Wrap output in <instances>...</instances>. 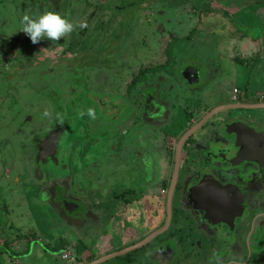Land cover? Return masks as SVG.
I'll list each match as a JSON object with an SVG mask.
<instances>
[{"label":"rangeland","instance_id":"rangeland-1","mask_svg":"<svg viewBox=\"0 0 264 264\" xmlns=\"http://www.w3.org/2000/svg\"><path fill=\"white\" fill-rule=\"evenodd\" d=\"M49 11L74 29L59 41L44 38L33 44L21 31V21ZM199 58L222 68L207 92L215 94L207 97L208 103L217 101L216 91L242 85L264 95V0H0V264H68L65 250L76 242L65 234L46 188L72 187L86 194L83 200H94L100 194L91 191L109 184L100 178L112 164L113 183L117 175L127 174L130 165L119 155L138 139L129 128L142 127L146 133L148 126L140 111V91L152 87L165 95L176 61ZM133 80L141 82L135 89ZM10 96L16 104L13 99L8 103ZM88 108L95 110L94 119L87 116ZM153 113L149 117L155 124L164 121ZM55 120L67 128L60 141L61 160L43 165L39 177L34 174V145ZM152 137L145 141L157 163L153 168L152 160L151 168L158 170L160 187L170 165L162 140L156 143ZM97 141L105 144L104 153ZM89 167L91 174L84 176ZM136 167L142 185L144 169ZM130 200L140 206L153 198L138 189ZM98 233H93L90 249H96L93 237ZM85 242L83 238L81 245ZM192 258L193 264H212L204 256ZM250 259L244 254L241 261L264 264V257Z\"/></svg>","mask_w":264,"mask_h":264},{"label":"flooded vegetation","instance_id":"flooded-vegetation-1","mask_svg":"<svg viewBox=\"0 0 264 264\" xmlns=\"http://www.w3.org/2000/svg\"><path fill=\"white\" fill-rule=\"evenodd\" d=\"M181 62L176 61V73L166 80L169 88L165 95L150 87L145 94L140 91L141 99L136 96L143 119L147 116L148 126L146 133L142 127L129 128L138 139L136 144L123 146L119 155L124 156L123 160L130 165L131 170L127 174L117 175L113 187H95L91 193L96 192L100 196L94 200H83L86 194L83 196L72 187L46 188V193L53 195L52 209L63 221L65 234L76 242L65 250L73 259L66 261L68 264H98L103 259L106 260L99 264H118L115 261L119 260H129L130 264H193V256H204L212 264H248L241 261L244 254L247 258L248 255L251 259L256 258L257 262L258 258L264 257V148L263 139L258 137L261 133L264 135V109H249V106L264 103V95L248 92V88L242 85L237 88L236 95L234 89L226 90V93L216 91L220 95L217 101L208 103L210 99L207 97L215 96L207 92L220 78L221 64L201 58ZM134 83L135 80L131 85ZM138 85L134 84L133 89ZM138 94L139 91L135 95ZM12 96L8 103L13 99L12 104H16V98ZM155 104V113L159 106L166 108L164 113L162 111L163 116H158L164 120L160 124H155L156 119L149 117L147 111L148 105L151 110ZM172 108L179 110L177 117L171 115ZM213 111L218 112L188 139L178 156L181 138ZM58 123L55 120L54 126L36 140L33 150L36 156L38 142L55 130ZM232 124L239 125L244 132L246 128L252 130L251 135L258 138L260 152L244 155L245 143L242 144L231 133ZM151 136L153 142L162 140L170 174L161 178L160 187L155 182L159 193L154 200L139 206L130 200V196L135 197L138 189L147 195L146 179L150 178L151 183V176L157 177L158 174L157 169L151 168L155 158L149 141H145ZM139 139L143 140L139 142ZM198 154L200 156H196ZM56 157L59 162L60 145ZM51 163L53 160L47 156L46 163L40 162V165ZM137 164L145 173L142 185L137 180L140 177ZM62 167L65 169L64 164ZM153 168H158L156 160ZM86 171L82 172L84 176L90 174ZM176 171L178 174L174 179ZM203 180L205 187L197 189ZM118 184L121 187H117ZM171 191L173 198L170 203ZM108 204L114 207L109 208ZM90 229L92 234H89ZM95 231L99 232L93 237L96 238V249H90ZM83 238L86 242L82 243V249ZM149 239L147 245L133 250ZM188 245L192 247L188 248ZM110 257L113 258L108 259Z\"/></svg>","mask_w":264,"mask_h":264},{"label":"water","instance_id":"water-1","mask_svg":"<svg viewBox=\"0 0 264 264\" xmlns=\"http://www.w3.org/2000/svg\"><path fill=\"white\" fill-rule=\"evenodd\" d=\"M186 72H187V70L183 73V75H185ZM153 107H156V104ZM147 108H148V110H147L148 113L152 114L153 110L152 111L149 110V105H148ZM161 108H162L161 106H159V108H158V112L157 113L159 115L162 112ZM249 109H255V110H259L260 109V110H263L264 109V103L256 104L254 106H249ZM216 112H218V111H213V113H211L210 115L206 116V118L203 119L201 121V123H199L197 126L193 127L191 130H189V132H187L181 138V140L179 142V152L180 153H178V156L181 155V151H182L185 143L188 141V139L192 135L197 133L202 128V126L204 124H206L213 116H215L217 114ZM157 113L154 112L153 114L157 115ZM154 117H156V116H154ZM230 128H231V133L234 134L237 137V140H240L242 144L245 143V149H244V151H242V153L244 155L252 156V155L257 154L258 152H260V148H258V144H257V141H258L257 139L258 138L255 137L254 134H253L254 137L251 135L252 134V130H249V129L246 128V132H244V130L241 127H239V125L235 126V124H232V126H230ZM65 129L66 128L63 127V125L57 124V127H56L55 130L47 133L45 138H44V140L38 142V147H37L38 154L36 156L37 167H36L35 172H34L35 175H38L39 177H42V174H41L42 173L41 172L42 166L40 165V162H43V163L45 162L46 163L47 156L50 157L52 160H55L56 162H58L56 154H57V151L59 149L60 141H61L62 135L65 132ZM254 133L256 134V131H254ZM261 134L259 136L258 135L257 136L260 137V140L263 139L262 140L263 141L262 147L264 148V135H261ZM251 136H252V138H251ZM245 138H246V140H245ZM177 174H178V171H176L174 179L177 178ZM204 182H205V180L202 181L201 185L197 189H201V188L205 187ZM172 198H173V193L171 191V193L169 195L170 203L172 201ZM151 239L138 244L137 246H135L133 248V250L140 249L143 246L147 245ZM113 257H115V256H113ZM113 257H110L108 259H111ZM104 260H106V259H103V260L99 261L98 264L103 262ZM94 264H97V263H94Z\"/></svg>","mask_w":264,"mask_h":264},{"label":"clouds","instance_id":"clouds-1","mask_svg":"<svg viewBox=\"0 0 264 264\" xmlns=\"http://www.w3.org/2000/svg\"><path fill=\"white\" fill-rule=\"evenodd\" d=\"M83 28L86 24L81 23L78 25ZM74 25L66 18L55 12H44L36 17L25 15L21 21V31L29 37L33 44H37L41 39L47 38L52 42L59 41L61 37L71 33ZM81 116L85 112L79 113ZM89 118H95V110L88 108L86 112Z\"/></svg>","mask_w":264,"mask_h":264},{"label":"crops","instance_id":"crops-1","mask_svg":"<svg viewBox=\"0 0 264 264\" xmlns=\"http://www.w3.org/2000/svg\"><path fill=\"white\" fill-rule=\"evenodd\" d=\"M248 88V87H247ZM171 111H173L172 112V116H178V111L179 110H174L173 108H172V110ZM180 136V135H179ZM101 141V140H100ZM100 141H97V144L99 145V151L100 152H103L104 153V149H105V144H103V143H101ZM107 149V148H106ZM103 156V155H102ZM109 165H111V164H109ZM113 166H114V164H112V168H111V170H112V172H111V176H113ZM92 168L91 167H89L88 169H87V171L90 173V170H91ZM83 170H85V169H83ZM107 169H105V171H106ZM110 170V171H111ZM86 171V172H87ZM110 171H108V173H106L103 177H101L100 179L101 180H108L109 181V184H107V188L108 187H113L114 186V183H113V181H111V176H110ZM100 173H102V172H100ZM91 174V173H90ZM89 174V175H90ZM155 175V174H154ZM157 175V174H156ZM105 177V178H104ZM152 178H151V183H150V181H149V179L150 178H147L146 179V188H147V195L148 194H150V198L152 197L153 198V200H154V198H155V196L159 193V192H155V193H153V190L154 189H156V183H158L156 180H157V178L158 177H156V176H151ZM114 181L116 182L117 181V179H116V177H115V179H114ZM156 182V183H155ZM110 185V186H109ZM96 187H98V186H96ZM158 189V188H157ZM40 191H42V190H40ZM47 192V191H46Z\"/></svg>","mask_w":264,"mask_h":264},{"label":"built area","instance_id":"built-area-1","mask_svg":"<svg viewBox=\"0 0 264 264\" xmlns=\"http://www.w3.org/2000/svg\"><path fill=\"white\" fill-rule=\"evenodd\" d=\"M236 93H237V90H235V92H234V95H236ZM64 259H66V260H73L71 257H69L68 256V253H66V254H64Z\"/></svg>","mask_w":264,"mask_h":264},{"label":"trees","instance_id":"trees-1","mask_svg":"<svg viewBox=\"0 0 264 264\" xmlns=\"http://www.w3.org/2000/svg\"><path fill=\"white\" fill-rule=\"evenodd\" d=\"M204 5H206L204 2H202ZM89 6H90V4H89ZM203 6V5H202ZM205 11H208L207 9H205Z\"/></svg>","mask_w":264,"mask_h":264}]
</instances>
